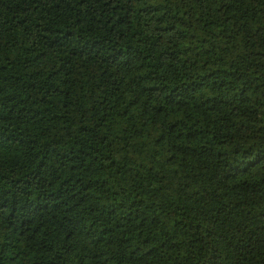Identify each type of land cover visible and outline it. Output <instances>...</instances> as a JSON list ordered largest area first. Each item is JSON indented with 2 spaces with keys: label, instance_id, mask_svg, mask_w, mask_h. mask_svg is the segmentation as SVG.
I'll use <instances>...</instances> for the list:
<instances>
[{
  "label": "trees",
  "instance_id": "obj_1",
  "mask_svg": "<svg viewBox=\"0 0 264 264\" xmlns=\"http://www.w3.org/2000/svg\"><path fill=\"white\" fill-rule=\"evenodd\" d=\"M0 264H264V0H0Z\"/></svg>",
  "mask_w": 264,
  "mask_h": 264
}]
</instances>
